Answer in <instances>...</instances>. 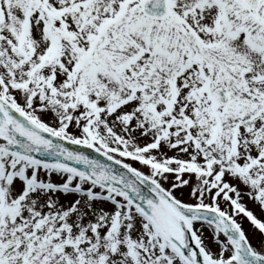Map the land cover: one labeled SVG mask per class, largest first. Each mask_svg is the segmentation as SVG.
Masks as SVG:
<instances>
[{
	"label": "snow or ice",
	"instance_id": "obj_1",
	"mask_svg": "<svg viewBox=\"0 0 264 264\" xmlns=\"http://www.w3.org/2000/svg\"><path fill=\"white\" fill-rule=\"evenodd\" d=\"M0 264H264V0H0Z\"/></svg>",
	"mask_w": 264,
	"mask_h": 264
}]
</instances>
